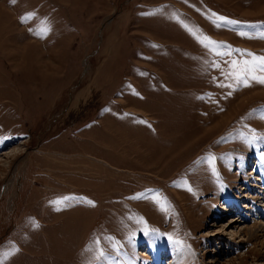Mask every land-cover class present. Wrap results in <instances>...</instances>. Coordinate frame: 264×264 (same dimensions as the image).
Segmentation results:
<instances>
[{
    "label": "rangeland",
    "instance_id": "374dc122",
    "mask_svg": "<svg viewBox=\"0 0 264 264\" xmlns=\"http://www.w3.org/2000/svg\"><path fill=\"white\" fill-rule=\"evenodd\" d=\"M255 58L264 0H0V245L24 202L78 196L61 204L67 219L49 214L3 252L16 264H264Z\"/></svg>",
    "mask_w": 264,
    "mask_h": 264
},
{
    "label": "crops",
    "instance_id": "0c3cea01",
    "mask_svg": "<svg viewBox=\"0 0 264 264\" xmlns=\"http://www.w3.org/2000/svg\"><path fill=\"white\" fill-rule=\"evenodd\" d=\"M28 187L29 189H33L34 185L33 184H26V188ZM25 188V190H26ZM67 192V191H66ZM51 194L52 192H48V194ZM52 199L49 196H46L45 194L39 198V200L37 202H24V206L21 207V210H23L24 212H28L29 214L23 215L22 213L20 214V217L17 219V224L16 227H14V229H12V231H10L9 233L6 234V236L4 237L5 239L2 241V244L0 245V250L2 251V253H0V264H2L3 258H5L4 260H8L9 264H16V256L17 254L15 253V250H10V252H3V250L1 249L3 246V244H6V239L13 240L16 237L22 236V237H30L33 236V233L37 230V229H41L43 226H46L45 224V217L49 215L51 218L53 219H57L59 221L63 220V219H67L68 218V207L66 208H62L61 204L65 203L68 204L70 206H76L78 204V199L75 200V198L77 197H72V199H70L67 196H65V200H63L61 194L59 193L56 196H51ZM51 199V200H50ZM22 201V200H21ZM21 201H18V203H21ZM16 203V204H18ZM22 204V203H21ZM22 204V205H23ZM51 207H47L50 206ZM31 206H41L43 207L46 211L47 214L45 215H39L37 213H35V211L31 208ZM77 207H75L72 211V214H76L78 215V212L76 210ZM43 212V211H42ZM65 215V216H64ZM74 216V215H73ZM25 217H28V221H25ZM34 222H39V224H41L40 227L35 226ZM12 247V246H11ZM8 258V259H7Z\"/></svg>",
    "mask_w": 264,
    "mask_h": 264
},
{
    "label": "bare ground",
    "instance_id": "6f19581e",
    "mask_svg": "<svg viewBox=\"0 0 264 264\" xmlns=\"http://www.w3.org/2000/svg\"><path fill=\"white\" fill-rule=\"evenodd\" d=\"M222 204H224L225 205V203H222ZM223 205V206H224ZM223 208V207H222ZM224 209H226V210H228V206H224ZM263 217H264V208H263V211L260 213ZM262 218V217H261ZM235 221V220H234ZM234 223V222H233ZM231 224H232V222L231 223H229L228 224V227H230L231 226ZM227 227V228H228ZM258 231H263L264 232V222H258L256 225H255V232H258Z\"/></svg>",
    "mask_w": 264,
    "mask_h": 264
},
{
    "label": "snow or ice",
    "instance_id": "6c2138e0",
    "mask_svg": "<svg viewBox=\"0 0 264 264\" xmlns=\"http://www.w3.org/2000/svg\"><path fill=\"white\" fill-rule=\"evenodd\" d=\"M221 19H224V18H221ZM210 43H214V42H210ZM255 59H258L260 64L264 65V58H255ZM253 78L256 79V77H253ZM259 82L264 83V78H259ZM245 83H246V81H245ZM89 203H91V201H89Z\"/></svg>",
    "mask_w": 264,
    "mask_h": 264
}]
</instances>
